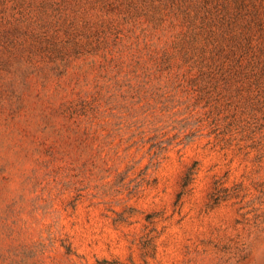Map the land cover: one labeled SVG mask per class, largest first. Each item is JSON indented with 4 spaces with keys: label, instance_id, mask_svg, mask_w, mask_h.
<instances>
[{
    "label": "rangeland",
    "instance_id": "obj_1",
    "mask_svg": "<svg viewBox=\"0 0 264 264\" xmlns=\"http://www.w3.org/2000/svg\"><path fill=\"white\" fill-rule=\"evenodd\" d=\"M0 264H264V0H0Z\"/></svg>",
    "mask_w": 264,
    "mask_h": 264
}]
</instances>
